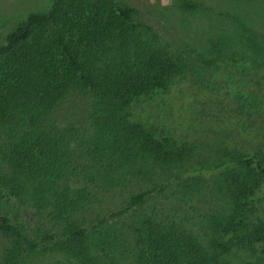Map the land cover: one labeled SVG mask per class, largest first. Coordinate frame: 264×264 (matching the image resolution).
<instances>
[{
  "label": "trees",
  "instance_id": "trees-1",
  "mask_svg": "<svg viewBox=\"0 0 264 264\" xmlns=\"http://www.w3.org/2000/svg\"><path fill=\"white\" fill-rule=\"evenodd\" d=\"M170 2L223 102L214 125L195 97L179 135L136 109L164 110L189 66L132 4L53 0L5 36L0 264H264V0ZM236 83L255 96L233 104Z\"/></svg>",
  "mask_w": 264,
  "mask_h": 264
},
{
  "label": "rangeland",
  "instance_id": "rangeland-1",
  "mask_svg": "<svg viewBox=\"0 0 264 264\" xmlns=\"http://www.w3.org/2000/svg\"><path fill=\"white\" fill-rule=\"evenodd\" d=\"M53 0H0V45L4 43L5 36L14 28L17 22L25 17L28 13L34 11H46L50 8ZM140 10L142 18H145L149 23L154 25L166 38L170 47L180 53L183 61L189 66V74L183 80H177L171 86L169 94H165L164 98L166 105L161 108L157 100L151 102V113L141 111L138 108L136 112L139 117L149 121L157 128L170 129L176 135H179L181 130L186 127L187 119L184 118L185 113L192 114L193 110L191 104H195L193 99L201 96L205 92L206 102L204 105L209 110L207 111L206 119L211 124H217L220 116V107L223 102L210 101L209 92L216 85H221L219 77L216 75V67L214 65H207L204 62L200 42L198 38L194 37L190 29H181L176 26L172 19L164 16L162 12L164 7L168 6L171 0H124ZM196 19L192 20L189 25L195 23ZM195 27V26H194ZM244 84V85H243ZM234 86L232 91L233 104L244 103L246 100H251L255 94H252L247 83ZM208 90V91H207ZM208 93H207V92ZM223 95L226 92L221 90ZM208 95V96H207ZM224 96V97H225ZM212 100V99H211ZM63 110H59V114L70 108V103L63 105ZM138 117L137 115H135ZM138 117V118H139ZM198 117V116H197ZM69 117H64L62 121L69 120ZM198 119V118H197ZM166 125V127H165ZM240 147L248 150V141L243 140L239 143ZM105 198V197H103ZM254 204L257 208V215L264 219V187L259 193L254 196ZM109 200H105V203ZM111 206V204H109ZM31 224L33 222H30ZM0 258L2 259L5 250L8 248L10 240L5 237L4 233L0 231ZM52 256H45L42 259H37L34 264H56Z\"/></svg>",
  "mask_w": 264,
  "mask_h": 264
}]
</instances>
